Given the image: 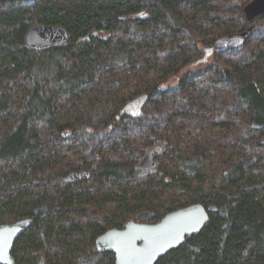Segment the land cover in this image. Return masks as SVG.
Here are the masks:
<instances>
[{
  "label": "trees",
  "instance_id": "1",
  "mask_svg": "<svg viewBox=\"0 0 264 264\" xmlns=\"http://www.w3.org/2000/svg\"><path fill=\"white\" fill-rule=\"evenodd\" d=\"M251 1L0 3V225L34 219L16 264H115L99 236L195 204L209 222L157 264H264V15L247 20ZM39 25L69 42L31 49ZM144 94L141 117L121 115ZM157 145V168L140 170ZM82 170L88 181L63 182Z\"/></svg>",
  "mask_w": 264,
  "mask_h": 264
},
{
  "label": "water",
  "instance_id": "2",
  "mask_svg": "<svg viewBox=\"0 0 264 264\" xmlns=\"http://www.w3.org/2000/svg\"><path fill=\"white\" fill-rule=\"evenodd\" d=\"M16 1L24 0H0V3ZM244 13L248 21L263 16L264 0H252L245 7ZM248 37L249 33H243L234 35L229 40L217 41L213 47L205 50V56L197 64L207 63L216 52H222L232 46H241ZM68 42V31L56 26H35L27 36L28 46L36 51H48L65 46ZM149 99V94L133 99L123 108L121 115L141 117L143 107ZM162 151L163 148L160 145L152 148L140 162V170H155L158 165L157 159ZM89 178L90 173L86 170L73 171L63 177V182L74 184L88 181ZM209 220L208 211L201 204H195L171 212L155 224L129 222L123 229L109 230L97 238L96 248L101 253H114L115 264H157L169 252L181 247L188 237L199 234ZM33 223L34 219H23L0 225V264H16L12 255L13 247Z\"/></svg>",
  "mask_w": 264,
  "mask_h": 264
},
{
  "label": "rangeland",
  "instance_id": "3",
  "mask_svg": "<svg viewBox=\"0 0 264 264\" xmlns=\"http://www.w3.org/2000/svg\"><path fill=\"white\" fill-rule=\"evenodd\" d=\"M200 65H202V64H195L194 66H195V68L197 67H199ZM170 82H175V79H172Z\"/></svg>",
  "mask_w": 264,
  "mask_h": 264
},
{
  "label": "bare ground",
  "instance_id": "4",
  "mask_svg": "<svg viewBox=\"0 0 264 264\" xmlns=\"http://www.w3.org/2000/svg\"><path fill=\"white\" fill-rule=\"evenodd\" d=\"M192 121H193V120H192ZM200 126H201V125H200ZM200 126H199V127H200ZM187 127H188V126H187ZM189 128H190V127H189ZM201 129H202V128H201ZM201 129H200V130H201ZM197 130H198V129H197ZM204 130H205V129H204ZM213 131H214V130H213ZM207 133H208V132H207ZM199 138H200V137H199ZM196 141H197V140H196ZM198 141H199V140H198ZM200 142H201V141H200Z\"/></svg>",
  "mask_w": 264,
  "mask_h": 264
}]
</instances>
